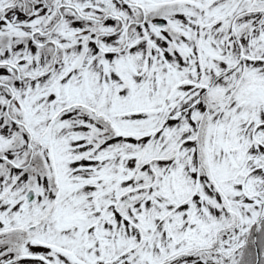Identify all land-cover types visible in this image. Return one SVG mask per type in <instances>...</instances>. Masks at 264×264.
Wrapping results in <instances>:
<instances>
[{
    "label": "snow or ice",
    "instance_id": "snow-or-ice-1",
    "mask_svg": "<svg viewBox=\"0 0 264 264\" xmlns=\"http://www.w3.org/2000/svg\"><path fill=\"white\" fill-rule=\"evenodd\" d=\"M0 264H264V0H0Z\"/></svg>",
    "mask_w": 264,
    "mask_h": 264
}]
</instances>
